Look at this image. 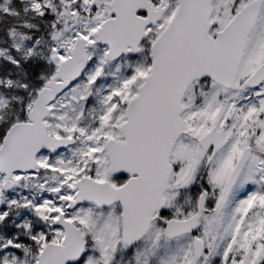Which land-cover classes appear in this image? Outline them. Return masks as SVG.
I'll use <instances>...</instances> for the list:
<instances>
[{"label":"snow or ice","instance_id":"1","mask_svg":"<svg viewBox=\"0 0 264 264\" xmlns=\"http://www.w3.org/2000/svg\"><path fill=\"white\" fill-rule=\"evenodd\" d=\"M0 264H264V0H0Z\"/></svg>","mask_w":264,"mask_h":264}]
</instances>
